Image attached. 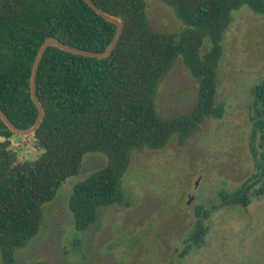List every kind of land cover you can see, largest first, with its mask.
<instances>
[{"label": "trees", "instance_id": "1", "mask_svg": "<svg viewBox=\"0 0 264 264\" xmlns=\"http://www.w3.org/2000/svg\"><path fill=\"white\" fill-rule=\"evenodd\" d=\"M93 1L123 21L116 48L106 58H95L49 47L36 84L45 109L38 129H43L40 138L48 154L34 167H12L14 156L0 151L2 264H17L18 250L41 230L44 205L70 177L80 174L86 154L102 153L107 162L73 188L70 210L79 231L94 225L103 208L131 204L123 176L132 150L164 148L174 135L184 144L208 119L224 118L219 70L226 33L243 6L264 15V0H161L184 24L173 34L151 28L146 0ZM116 31L117 25L85 0H0V108L18 127L34 125L39 109L30 82L46 39L56 37L100 52L112 43ZM180 57L199 81L198 98L188 114L162 118L156 105L158 86ZM253 93L250 147L257 171L235 191H220L219 205L196 209L195 225L174 264L204 245L213 211L231 205L246 208L264 195V81L254 85ZM11 132L0 118V135L6 138L0 145Z\"/></svg>", "mask_w": 264, "mask_h": 264}, {"label": "rangeland", "instance_id": "2", "mask_svg": "<svg viewBox=\"0 0 264 264\" xmlns=\"http://www.w3.org/2000/svg\"><path fill=\"white\" fill-rule=\"evenodd\" d=\"M146 3L153 30L175 34L184 28L171 6L161 0ZM224 47L219 70V97L227 108L224 118L208 119L184 144L174 135L164 148L132 150L123 176V190L131 204L103 208L94 225L79 231L70 210L73 188L107 162L102 153L86 154L80 174L70 177L55 199L44 205L41 230L18 250L17 264H174L180 260L178 254L196 222V209L219 205L220 191H235L257 171L250 147V108L254 85L264 81V15L249 6L235 12ZM198 94L199 81L178 58L158 86L159 115L188 114ZM207 224L204 245L194 248L181 264H264V195L253 198L246 208H218Z\"/></svg>", "mask_w": 264, "mask_h": 264}, {"label": "water", "instance_id": "3", "mask_svg": "<svg viewBox=\"0 0 264 264\" xmlns=\"http://www.w3.org/2000/svg\"><path fill=\"white\" fill-rule=\"evenodd\" d=\"M85 1L99 15H101L106 20L117 25V31H116V34H115V37H114L112 43L106 48L105 51L94 52V51H87V50H83L80 48H76V47H73V46L68 45V44H64L60 40H58L56 37H50V38L46 39V41L43 43V45L40 47V49L38 51L36 61L34 63V67H33V71H32L31 82H30L31 97L39 109L38 119H37L36 123L31 128L23 129V128H20L17 125H15L9 119V117L4 113V111L0 108V118L11 129V131L27 136V135H30L31 132L36 131L43 121V118L45 116V109H44L42 102L37 97L36 84H37V76H38V70H39L40 63L42 61L44 53L46 52V50L49 47L56 46V47H59L60 49H63L65 51H68V52H71L74 54L83 55V56H87V57H95V58H106L109 55H111V53L116 48L118 41L120 39V36L122 35V32H123V21L121 19H119L118 17L111 15V14L107 13L106 11H104L103 9H101L93 0H85ZM5 140H6V138L4 136L0 135V142L5 141ZM196 185H198V182L196 183ZM192 198H193V196L191 195L190 201L192 200Z\"/></svg>", "mask_w": 264, "mask_h": 264}, {"label": "clouds", "instance_id": "4", "mask_svg": "<svg viewBox=\"0 0 264 264\" xmlns=\"http://www.w3.org/2000/svg\"><path fill=\"white\" fill-rule=\"evenodd\" d=\"M21 126L31 128L33 125L26 123ZM42 130L43 129H38L27 136L11 132L8 136L7 143L0 145V151L7 152L14 156L15 159L12 167H23L25 165L34 167L40 160L47 156L48 150L40 138Z\"/></svg>", "mask_w": 264, "mask_h": 264}]
</instances>
